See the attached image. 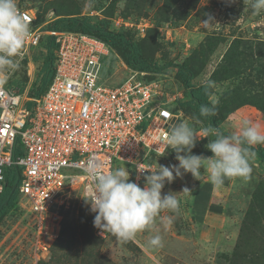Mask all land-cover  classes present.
<instances>
[{"label": "rangeland", "instance_id": "rangeland-1", "mask_svg": "<svg viewBox=\"0 0 264 264\" xmlns=\"http://www.w3.org/2000/svg\"><path fill=\"white\" fill-rule=\"evenodd\" d=\"M17 5L32 10L40 25L47 27L64 17L86 18L125 34L138 47L141 57L151 64L186 65L193 74L194 86L209 79L214 82L209 90L210 101L218 109L224 133L239 135L243 120L259 125L264 133V12L253 15L243 0L235 3L230 0H17ZM209 17L213 23L203 24ZM234 43L237 51L230 52ZM31 56V60L21 62L6 84L10 91L28 98L36 97L42 85L41 68L46 53L33 52ZM131 71L136 70L128 68L115 50L103 78L117 85ZM136 72L139 78L156 81L157 88L167 98H176L179 104L173 110V126L190 123L198 139L203 129L211 126L199 112L184 106L190 96L176 67ZM214 138H201L193 154L211 157L213 154L205 146L208 139ZM255 146L264 150V144ZM175 156L168 149L164 155L152 157L150 171L158 165L178 164ZM251 165L249 180L226 179L220 188L209 182L204 169L199 180L188 173L171 184L166 183L162 195L169 191L176 193L180 212L162 211L152 230L138 233L126 243L111 234L105 239L95 235V213L90 212L79 192L66 194L62 202L48 211L47 234L38 235L33 215L17 193L15 206L0 218V264L259 262L264 254V162L253 155ZM123 166L129 171V179L143 187L144 179L135 178L132 166L118 164L115 169ZM14 173L8 175L13 177ZM184 188L190 193L182 192ZM168 216H174L171 226L166 224ZM156 234L162 236L164 246L154 250L147 245Z\"/></svg>", "mask_w": 264, "mask_h": 264}, {"label": "built area", "instance_id": "built-area-1", "mask_svg": "<svg viewBox=\"0 0 264 264\" xmlns=\"http://www.w3.org/2000/svg\"><path fill=\"white\" fill-rule=\"evenodd\" d=\"M17 6L31 28L23 60H31L33 52L47 53L52 37L53 74L37 97L16 94L6 85L0 89V195L6 169L15 166L21 172L18 194L41 235L47 234L46 214L66 194L88 198L87 166L99 163L107 172L126 164L137 180L143 178L151 158L164 151L178 103L136 71L111 85L103 73L114 51L103 41L48 30L32 10ZM109 234L95 229L101 239Z\"/></svg>", "mask_w": 264, "mask_h": 264}, {"label": "clouds", "instance_id": "clouds-1", "mask_svg": "<svg viewBox=\"0 0 264 264\" xmlns=\"http://www.w3.org/2000/svg\"><path fill=\"white\" fill-rule=\"evenodd\" d=\"M235 3L236 0H230ZM253 11V15L264 12V0H243ZM213 23L209 17L203 24ZM31 38L30 22L23 16L17 6V0H0V89L15 74L25 55V42ZM205 93L214 87L210 79L202 85ZM199 113L203 117L216 114L215 104H201ZM199 122V121H198ZM239 135H225L214 126L203 129L198 139L194 127L188 122L173 126L164 144V155L167 149L175 152L178 164L158 165L154 171L144 175V186L129 179V171L123 167L103 171L99 163L87 166L85 173L91 183L87 187L88 198L85 199L89 210L95 213L94 227L107 231L121 243L132 241L138 233L152 230L160 213L168 210L173 214L180 212V201L176 193L169 191L162 195L165 184L190 173L199 180L207 171L209 182L216 188L223 186L226 179L240 178L249 180L253 171L251 158L253 146L264 144V133L259 125L248 120L241 121ZM208 139L206 148L213 154L211 157L193 154V148L201 138ZM139 179V178H138ZM190 193L188 188L182 190ZM167 226L174 222V216L165 218ZM148 247L159 249L164 246L160 234L148 240Z\"/></svg>", "mask_w": 264, "mask_h": 264}, {"label": "trees", "instance_id": "trees-1", "mask_svg": "<svg viewBox=\"0 0 264 264\" xmlns=\"http://www.w3.org/2000/svg\"><path fill=\"white\" fill-rule=\"evenodd\" d=\"M46 28L52 31L66 30V31L81 32V33L95 36L101 41H103L113 51L117 50L121 54V57L124 60L125 64L128 66V68L132 70L141 71V72H150L153 70L162 71L171 66L176 67L179 75L181 76L182 85L184 89L188 91L189 96H190V99L184 102V106L185 105L190 106L195 111L199 112V107L201 104H209V105L212 104L210 101V92L208 91V93L206 94L202 85L194 86L191 83V80L193 79V74L187 68L186 65L173 64L169 62L162 66H157L155 64L149 63L148 61L144 60L141 57L138 47L133 45L127 39L125 34L121 32H115V31L109 30L106 26H100L97 24H93L88 19L80 18V17L59 18L49 23ZM46 47H47V53H46V56H45V59L43 61L42 68H41L42 85L36 92L35 94L36 97L39 96L46 89L47 85L49 84L51 80L52 74H53V71H52L53 53L51 52V48L53 47L52 37L47 38ZM231 50L237 51V47H235V43L232 49L230 48V52ZM239 72L244 73L243 71H239ZM203 118L211 126H214L215 128L219 129L223 134L228 135L224 133L220 128L222 119L218 114L217 107H216L215 116L203 117ZM252 151L254 152V155L257 158H259L261 162H264V150L262 148L253 146ZM10 172L11 174L15 172L14 173L15 175H13V177L9 176L8 173ZM5 175H7V177H5L4 189H3L2 194L0 195V218H2L9 210H11L15 206V201H16L17 193H18V187L20 184L21 172L18 168L13 166L9 168L7 171H5ZM14 186H15V190L12 194H10L11 189ZM237 254L238 252L236 251L235 253L236 261L239 258ZM261 258L263 260L253 263V264H264V254H261ZM239 261H242V260L239 259ZM240 263L245 264V262H240Z\"/></svg>", "mask_w": 264, "mask_h": 264}, {"label": "water", "instance_id": "water-1", "mask_svg": "<svg viewBox=\"0 0 264 264\" xmlns=\"http://www.w3.org/2000/svg\"><path fill=\"white\" fill-rule=\"evenodd\" d=\"M14 190H15V186L11 189L10 194H12L14 192Z\"/></svg>", "mask_w": 264, "mask_h": 264}]
</instances>
